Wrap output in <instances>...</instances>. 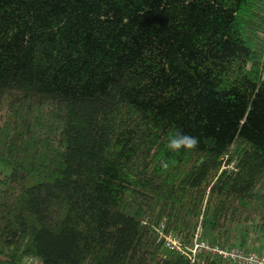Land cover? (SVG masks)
I'll use <instances>...</instances> for the list:
<instances>
[{
  "label": "trees",
  "instance_id": "trees-1",
  "mask_svg": "<svg viewBox=\"0 0 264 264\" xmlns=\"http://www.w3.org/2000/svg\"><path fill=\"white\" fill-rule=\"evenodd\" d=\"M163 224L264 241V0H0V264H192Z\"/></svg>",
  "mask_w": 264,
  "mask_h": 264
},
{
  "label": "built area",
  "instance_id": "built-area-1",
  "mask_svg": "<svg viewBox=\"0 0 264 264\" xmlns=\"http://www.w3.org/2000/svg\"><path fill=\"white\" fill-rule=\"evenodd\" d=\"M158 232L164 239L167 250L185 257L192 264L198 263L202 256L221 259L231 264H264V254L257 250H247L241 247H224L203 239L201 226H199L190 243H186L175 233H167L165 231V224L161 225ZM33 263L36 264L37 262L33 261Z\"/></svg>",
  "mask_w": 264,
  "mask_h": 264
},
{
  "label": "clouds",
  "instance_id": "clouds-1",
  "mask_svg": "<svg viewBox=\"0 0 264 264\" xmlns=\"http://www.w3.org/2000/svg\"><path fill=\"white\" fill-rule=\"evenodd\" d=\"M198 143L197 137L188 135L177 129L175 134L169 138L166 146L172 151H180L181 149L192 150L198 146ZM164 166L167 167L166 164Z\"/></svg>",
  "mask_w": 264,
  "mask_h": 264
},
{
  "label": "rangeland",
  "instance_id": "rangeland-1",
  "mask_svg": "<svg viewBox=\"0 0 264 264\" xmlns=\"http://www.w3.org/2000/svg\"><path fill=\"white\" fill-rule=\"evenodd\" d=\"M249 247H252V249L257 250L264 254V241L263 242L260 241L256 245H249ZM167 252L168 251L165 249L164 254L167 255L168 254Z\"/></svg>",
  "mask_w": 264,
  "mask_h": 264
}]
</instances>
